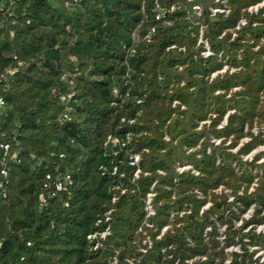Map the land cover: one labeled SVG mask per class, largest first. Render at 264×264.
Here are the masks:
<instances>
[{"label": "trees", "instance_id": "trees-1", "mask_svg": "<svg viewBox=\"0 0 264 264\" xmlns=\"http://www.w3.org/2000/svg\"><path fill=\"white\" fill-rule=\"evenodd\" d=\"M170 1L185 10L168 13L174 20L169 27L154 22L153 0H18L9 16L0 15V167L4 158L6 169L0 175L6 180L0 188V264H107L114 251L120 264H214L208 259L213 233H203L205 225L215 227L214 215L224 216L228 236L264 249V232L253 226L243 231L264 221V163L256 154L250 162L241 158L254 141L264 144V5L247 11L263 0H229V12L213 18L209 0L192 1L203 6V36L214 52L208 58L199 55L198 27L187 18L190 2ZM241 18L246 24L231 39L229 30ZM223 65L233 71L210 80ZM64 72L76 73L72 84L60 79ZM232 87L239 89L229 93ZM71 91L70 120L60 124L59 96ZM205 120L209 124L199 126ZM246 134L250 140L231 151ZM210 135L221 138L218 145ZM108 136L124 144L110 148ZM131 153L140 155L134 180ZM182 159L197 174L187 171L173 182ZM65 174L72 184L40 206L44 183ZM153 183L151 222L168 223L171 207L189 213L176 214L160 239L147 229L153 244L142 254L138 227ZM219 186L232 201L213 192ZM208 198L210 207L199 213ZM238 203L254 211L235 229ZM106 224L110 235L103 248L93 249L87 235ZM201 255L205 260L186 262ZM252 257L243 247L238 264H264Z\"/></svg>", "mask_w": 264, "mask_h": 264}, {"label": "built area", "instance_id": "built-area-1", "mask_svg": "<svg viewBox=\"0 0 264 264\" xmlns=\"http://www.w3.org/2000/svg\"><path fill=\"white\" fill-rule=\"evenodd\" d=\"M15 1L18 0H7V5H5L3 2L0 1V15L3 14H7L8 16L10 15V7L15 3ZM73 1H78V0H73ZM193 0H187V2H190V7L186 8V12H188L187 14V18L191 20V22L198 27V33H197V40L196 43L198 46H201V49L199 51V55L202 58H208L210 56H212L214 54L213 50L211 49L208 40L203 36L204 35V30L206 28V24L202 21V12H203V6L200 5L199 3L196 2H192ZM264 5V0L260 3L251 5L247 8V11L252 13H256L258 11V8L260 6ZM207 10H208V15L210 18L216 17L218 15H226L229 12V0H209V3L206 6ZM176 9H182L185 10V6L181 3H177V2H171L170 0H153V8L152 11L154 12L153 15V20L156 23H159L161 26H165V27H169L173 25V19L169 18L167 15L168 13L173 12ZM1 23V20H0ZM28 23V21H27ZM246 24V20L244 18L239 19V21L237 22V24L231 28L229 31L231 33V39H233L236 35H237V30H239L242 26H244ZM156 30V24H153L150 29L149 32L147 33V35L145 36L148 40V38L150 37L151 34H153ZM224 35V31L221 33L220 37ZM132 38L135 40L136 39V35L133 32L132 33ZM168 48H174V45H170ZM179 50H183V48H178ZM218 55L220 56L221 54L218 53ZM224 61V60H223ZM227 65H223L222 68H220L217 71H214L211 73L210 76V80L214 78V76L216 75V73L221 72V69L223 71L226 70ZM233 71L232 68H230V70L228 71V73H231ZM7 72H10V70H7ZM226 72V71H225ZM215 73V74H214ZM76 73L74 72H64L61 74L60 79L65 81L68 80L69 84H72V78L75 76ZM213 75V76H212ZM220 75L221 74H217ZM216 75V76H217ZM215 76V77H216ZM213 77V78H212ZM113 95H117V89L113 88ZM73 96V91L67 93V94H61L59 96V100L60 102L64 105L63 108V112L61 117L58 119L59 123L62 124L65 121L70 120V115H69V109L70 107L68 106L69 101L71 99V97ZM176 103V101L173 102V105ZM3 104V100L0 99V106H2ZM262 131V130H261ZM263 135H264V131H263ZM165 141H168L169 138L167 136L164 137ZM243 139H250L248 137L246 138H242ZM107 141L110 143V148H115L118 144L123 145V142H120L119 139L117 137L114 136H108ZM244 143V142H243ZM243 143H240L238 146H236L234 148V151H236L238 149V147L240 145H242ZM4 150H6L8 148L7 144H3L1 145ZM257 150L260 151H264V144L259 145V148ZM254 156V155H253ZM243 160H251L252 156L250 154L245 155L244 157L242 156ZM262 160V161H261ZM257 162H264V156L263 159H261ZM4 158L2 159V165L0 167V175L2 176H6V169L4 166ZM140 155L138 153H131L128 156V160H127V164L128 166L133 168L132 171V180L136 179L139 177V174L141 173V169H140ZM113 171H116V167L113 168ZM189 171L190 173L196 175L197 172L193 169V167L191 166V164H189L186 160L182 159L181 161H177L175 163L174 166V172H175V176L173 177V182H178L179 180V176L185 172ZM158 174H163V172L161 170H157ZM147 173H144V175H146ZM123 174H121L122 176ZM48 178V176H47ZM49 181H47L46 183H44V189H45V194L43 196L40 197V202L39 205L40 206H46L48 204L49 199L55 197L60 191L65 190L68 186H70L72 184V178L69 174H65L63 176H56L54 179H50L48 178ZM6 180L4 181H0V188H2L5 184ZM156 183V180H155ZM154 183L151 184L148 192L146 193L145 196V201H144V219L142 222V226L138 227V231L142 232V234L144 235V238L141 240V243L138 246L139 252L142 254H145L148 252V250L151 249L153 241L152 238L150 237L149 233H147V229H152L153 231L157 232L155 238L156 239H160L168 230L171 229V225L169 222L173 221V218L176 214H178V216H181L184 212L185 213H189V210L185 211V210H181L178 212L177 209H173L172 207L169 208L168 213H169V222L165 223L163 225L151 222L149 220L150 217H153L156 214V207L154 204V198L156 195V192L153 190L154 189ZM124 190H121V192H123ZM197 194L198 198H202V195L196 190L195 191ZM213 192L220 196L221 194H225L226 196V201H232V196L229 195V192L226 189H222L221 186L215 188L213 190ZM240 193V192H239ZM0 196L4 197L5 196V192L3 191ZM116 200L115 197L112 198V202H114ZM220 199L218 198V201ZM211 205V201H207L201 206V208L199 209V213H202L203 210H206L210 207ZM111 212V209L108 210L106 212V216H105V221L109 220V216L108 214ZM216 219V215H214ZM213 217H211L212 219ZM213 220V219H212ZM144 227L146 228V230L144 229ZM260 227H264V225L260 226ZM205 233L209 232L212 230V227L210 225L205 226L204 228ZM111 231H110V227L109 224H106L105 227L100 230V231H96L93 232L89 235H87V239L92 242V248L96 249V248H103L104 245V241L107 238L108 235H110ZM205 241H207V239H205ZM165 247L161 248V251L164 252ZM169 257H171L170 254H168ZM197 259H199L200 261L205 260L204 256H197L194 257L192 259H187L186 262L188 263H192L194 261H196ZM254 259H258L257 257H255ZM259 262L264 261L258 259ZM128 263H131L130 260H127ZM107 264H120L118 262V258H117V251H114V253L112 255H110L107 259ZM166 264H176V261L173 263H166Z\"/></svg>", "mask_w": 264, "mask_h": 264}, {"label": "rangeland", "instance_id": "rangeland-1", "mask_svg": "<svg viewBox=\"0 0 264 264\" xmlns=\"http://www.w3.org/2000/svg\"><path fill=\"white\" fill-rule=\"evenodd\" d=\"M222 69H221V72H219V73L217 72L216 75L217 74L223 75V74H225V71L228 72L230 70L229 67H226L225 71H223ZM215 76H214V78H215ZM238 89H239V87H232L231 90L229 91V93H231L235 90H238ZM217 92H222V90L218 89L216 91V93ZM232 111L233 110H230L229 112H232ZM225 123H226V116L223 117V120L218 127L223 126ZM202 124L208 125L209 121L205 120V121L199 123V126H201ZM246 130L247 129L245 128L244 131L246 132ZM260 130H262L261 131L262 132L261 138H263L264 137V135H263L264 125L261 127ZM251 131H252L253 136H258L257 135L258 134L257 133L258 128L254 127L251 129ZM246 137L249 138V135L246 134L245 136H243V138H246ZM220 139H221L220 137L217 138V137H213L212 135H210V141L214 142L215 145H218V143L220 142ZM248 140H250V139L240 140L239 143L237 144V146L240 143L247 142ZM229 141L230 140H228L225 143L227 144V143H229ZM259 145H262V144L259 143L258 141H256V142L254 141V143H253L254 148L252 150H250L249 152L242 154L243 157L245 155L250 154L252 156V159L251 160L246 159L244 161H247V162L252 161L253 155H255V154L257 156L256 162L263 159L264 151L257 150L259 148ZM234 148H232L230 150L234 151ZM248 167L250 168V170H253V173L263 174L261 168H253V166H251V164H248ZM206 200L210 201L209 198ZM241 207L242 206L240 203H238V205L233 207L234 216L232 217V220H233V227L232 228H235V229L239 228L244 223V221L247 219H250L251 215L253 214V211H254L253 207H249L247 210H242ZM226 213H227V211H226ZM212 217H213L212 219L214 220L215 216H212ZM223 217H222L221 221L219 220V218L214 220L215 227L212 228L211 232L209 231V233H213V235H212L213 237H209V239H210L209 244H210L211 250H210V254H209L208 259L210 261H213L214 264H217V262L219 260H222L221 264H238V262L240 263L242 260L243 247H247V249L249 251H252V253H253L252 259L257 257L258 259L263 260L264 259V249L260 246V243L256 244V242H254V244L251 245L246 237L243 238V241H244V243H243L240 241V238L237 235L228 236V234H227V223L225 221V218H223ZM262 225H264V221L259 223V224H254V225L249 224L244 228L243 231H246L250 226H253V228H254L253 230H255V232H257V233L264 232V227H260ZM205 226H207V225H205ZM203 233L205 235V230ZM205 239H207V237ZM213 239H214V241H213Z\"/></svg>", "mask_w": 264, "mask_h": 264}, {"label": "water", "instance_id": "water-1", "mask_svg": "<svg viewBox=\"0 0 264 264\" xmlns=\"http://www.w3.org/2000/svg\"><path fill=\"white\" fill-rule=\"evenodd\" d=\"M108 2H111L112 3V2H114V0H108Z\"/></svg>", "mask_w": 264, "mask_h": 264}]
</instances>
